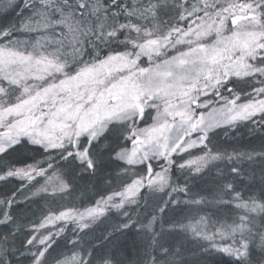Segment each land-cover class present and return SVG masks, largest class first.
Listing matches in <instances>:
<instances>
[{
  "label": "snow or ice",
  "instance_id": "1",
  "mask_svg": "<svg viewBox=\"0 0 264 264\" xmlns=\"http://www.w3.org/2000/svg\"><path fill=\"white\" fill-rule=\"evenodd\" d=\"M0 264H264V0H0Z\"/></svg>",
  "mask_w": 264,
  "mask_h": 264
}]
</instances>
